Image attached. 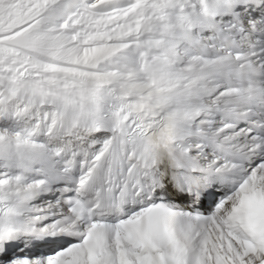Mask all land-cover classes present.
Returning <instances> with one entry per match:
<instances>
[{"label": "snow or ice", "instance_id": "snow-or-ice-1", "mask_svg": "<svg viewBox=\"0 0 264 264\" xmlns=\"http://www.w3.org/2000/svg\"><path fill=\"white\" fill-rule=\"evenodd\" d=\"M0 264H264V0H0Z\"/></svg>", "mask_w": 264, "mask_h": 264}]
</instances>
